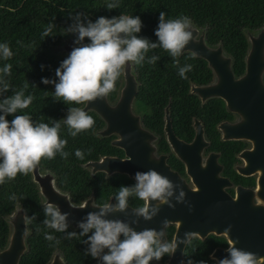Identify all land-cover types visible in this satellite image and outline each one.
Instances as JSON below:
<instances>
[{"label": "clouds", "instance_id": "obj_1", "mask_svg": "<svg viewBox=\"0 0 264 264\" xmlns=\"http://www.w3.org/2000/svg\"><path fill=\"white\" fill-rule=\"evenodd\" d=\"M120 7L119 0H111L106 9ZM166 12L159 13L158 26L154 32L156 42L139 37L143 27L139 16L119 15L107 18L98 17L95 22L88 19L83 12L71 16L73 23L65 29V34H75L74 47L68 57L55 70L56 80L41 78V83L54 85V97L65 104L85 105L98 99H105L116 91L117 81L126 74L130 65H154L160 60L158 55L148 53L162 48L171 56L178 67L182 79L193 70V65L179 66L180 57L185 47L194 40L193 23L187 16L177 19H166ZM55 25L49 23L43 37L52 36ZM85 38L89 43H83ZM14 53L7 42L0 43V58L10 60ZM197 54L193 53V58ZM43 69V65L41 66ZM12 65L5 64L0 68V185L14 180L18 174L29 175L40 165L42 159L52 160L57 154L67 159L69 153L64 151L67 140L60 137L61 120H50L51 123L34 122L28 114L17 113L29 108L34 96L25 95L29 83L20 90H12L8 77L11 76ZM35 87V85H32ZM9 90L12 95L5 96ZM14 118L9 121L7 116ZM68 128V134L75 138L82 132L94 129L95 120L81 107H69L67 116L62 120ZM91 150H89L90 153ZM84 152L77 149L75 156L84 159ZM155 159V157H153ZM104 162V161H103ZM102 162V163H103ZM135 184L121 186L115 195V203L105 202L92 206L98 211L88 212L77 227L79 233L68 231L69 213L61 212L59 205L46 202L43 207L44 226L57 233H64L65 239H84L87 245L85 255L101 261V264H150L164 256H173L182 243H191L195 233L186 232L183 239L177 237L167 240L165 229L169 225L167 219L162 221V228L135 230L129 222L119 219H108L113 213H124L129 208V199L137 198L143 205L135 208L134 215L150 221L160 212L161 206L174 208L171 198L175 195L176 203H184L185 192L178 184H174L167 176L154 169L135 173ZM9 199H16L13 194ZM24 224L36 220L23 215ZM138 223V220L131 222ZM231 226L225 229L228 233ZM86 237V239H85ZM45 240L59 244L61 241L50 233H45ZM238 242V241H237ZM232 242L227 247V255L217 264H264V259L255 253L245 251ZM52 246V243L49 244ZM105 250H107L105 252ZM214 256H211L212 258ZM187 264H193L188 260ZM199 264H206L200 261Z\"/></svg>", "mask_w": 264, "mask_h": 264}, {"label": "trees", "instance_id": "obj_2", "mask_svg": "<svg viewBox=\"0 0 264 264\" xmlns=\"http://www.w3.org/2000/svg\"><path fill=\"white\" fill-rule=\"evenodd\" d=\"M109 2L111 0H0V43L7 42L14 53L10 60L0 58V68L5 64H11V76L6 78L11 89L20 90L25 83H29L25 95L34 96L29 108L17 113L18 115L28 114L38 123L50 124V120H61L60 137L67 140L64 151L69 155L67 159L61 158L59 154L52 160L42 159L39 167L50 169L56 183L66 189L74 201L79 200L90 189L93 191L95 201L103 202L109 194H112L114 199L121 186H132L134 182L125 174L118 172H112L106 177L101 171L90 175L81 166L84 160L96 158L103 153L120 154L121 149L109 143L111 135L100 136L94 132L100 128L102 120L90 109L85 111L95 120L94 129L82 132L75 138L71 137L62 117L67 115L69 107L79 105L55 100L54 85L41 83V78L56 80V68L68 57L66 53L53 48L59 45L64 37L72 36L76 39L75 34H65V29L73 23L71 16L83 12L93 22L100 16L107 18L119 15L139 16L143 27L137 35L156 42L154 32L158 26L159 13L164 11L167 14L166 19L187 16L195 25L204 24L205 40L210 43L219 40L225 49H229L227 38L229 0H119V8L108 10L106 4ZM49 23L55 25L53 35L43 37L42 34ZM83 43H89L87 38ZM151 55H158L160 60L154 65L146 62L142 67L131 65L138 81L133 104L136 110L142 111L143 124L160 132L162 107L166 103L175 128L184 123L183 121L189 122L191 115H198L197 99L194 94L187 92V83L203 81L208 77V69L200 57L193 58L189 52H183L177 58L179 66L191 64L193 70L186 73L187 79H182L177 65L166 51L157 48L148 53V56ZM119 84L120 79L116 83V91ZM116 91L107 97L108 100H113ZM12 94L13 91L9 90L5 96ZM216 100L220 104V101ZM13 118L12 115L6 117L9 121ZM183 131L180 135L189 136V126ZM77 149L84 152V159L75 156ZM13 194L16 199H9ZM139 203L140 200L135 197L129 199L131 205ZM16 206L22 208L24 215L28 217L36 215V220L27 224L28 232L25 235L27 246L18 257L17 264H44L53 249L61 252L64 264H94V259L90 255H85L87 245L81 243L83 237L79 240L65 239L64 233H57L44 226L42 223L45 219L44 205L40 203L30 175L18 174L14 180L0 185V247L5 243L8 231L6 215ZM68 231L79 233L80 229ZM45 233L54 235L61 242L57 245L45 240Z\"/></svg>", "mask_w": 264, "mask_h": 264}, {"label": "flooded vegetation", "instance_id": "obj_3", "mask_svg": "<svg viewBox=\"0 0 264 264\" xmlns=\"http://www.w3.org/2000/svg\"><path fill=\"white\" fill-rule=\"evenodd\" d=\"M229 2V31L227 33L229 49H225L219 40L214 43L207 42L204 37V24L201 26L193 24V27L196 28L193 38L201 34L206 46L218 45L220 54L228 59V68L234 79L243 75L247 69L256 72L257 75H252V77L256 76L255 80L240 81L242 83L239 86L250 88L249 92L253 94L264 93V0H229ZM183 52L192 54L185 49ZM200 58L208 69V77L203 81H188L187 92L189 93H191L189 86L192 84L204 85L214 80L211 68L203 57ZM130 71L138 84L132 66ZM195 97L198 115H191L189 122L183 121L184 123H181L177 128L172 125L167 103L164 104L161 112L160 132L143 124L142 111L136 110L132 103V110L138 115L141 126L153 135L151 139L152 155L154 157L161 155L163 162L176 174L177 182L183 183L185 186L183 188L175 182L185 192V202L173 203L175 204L174 208H166L169 213L166 218L154 217L153 224L156 221L160 225L158 227L154 225L151 229L160 230L162 221L167 219L169 221V225L165 229L167 240L172 241L176 237L183 239L186 232L196 234L191 239V244H179L173 256H164L159 261H151L150 264H187L188 260L193 261V264H199L200 261H205L206 264H217L219 259L227 255V247L237 241L236 247L255 253L264 259V139L259 138L260 143L255 145L263 152L260 154L263 165L258 168V154L253 150L251 136H237L231 128L227 127L228 124L239 118L235 111L227 109L219 96L206 94L201 98L199 95H195ZM216 99L220 101V104ZM164 111H167L170 130L177 138L185 142L189 141L194 134L196 128L193 120L196 119L202 144L198 145V148L197 145L190 148L183 147L178 154L165 138ZM66 116L62 118L65 119ZM187 126H189V136L184 137L180 135V132L186 131ZM98 129H95L94 132L100 135L97 133ZM109 135L111 136L108 141L115 136L114 134ZM103 154L123 156V151L121 150L120 154ZM103 154H99L97 157ZM87 160H84L81 166L90 175L96 171H101L104 177L108 175L102 170H92L89 164H85ZM37 171L41 176L47 172L48 185L56 192L64 194L71 204H79L87 197H90L94 204H103L110 197L115 203L112 194H109L103 202L95 201L92 189L79 200L74 201L69 192L56 183L55 176L50 169L38 166ZM29 175L32 180L31 174ZM130 179L135 184V180ZM33 183L40 203L45 205V197L41 195L37 184L34 181ZM189 190L195 192L192 194ZM178 194L177 191L175 195ZM195 197H197V201L194 204H197V207L191 208L192 199ZM143 203L140 200L138 205H129L137 208ZM188 205H190L189 208ZM229 226H231V230L226 233L225 229ZM26 227L28 232L27 224ZM77 228V225L69 224L68 229L75 230ZM26 246L24 239V250ZM52 255L60 257L64 264L63 256L57 249L51 250L45 262ZM211 256L214 257L210 258ZM100 263L101 261L94 259V264Z\"/></svg>", "mask_w": 264, "mask_h": 264}, {"label": "water", "instance_id": "obj_4", "mask_svg": "<svg viewBox=\"0 0 264 264\" xmlns=\"http://www.w3.org/2000/svg\"><path fill=\"white\" fill-rule=\"evenodd\" d=\"M193 28L194 35L196 28ZM78 46L77 44H73L71 40H68L57 45L56 51L69 55L71 50ZM185 50H189L192 54L195 52L197 54L196 56L203 57L206 64L214 73V80L211 83L204 85L192 84L189 86V91L197 96L199 95L200 98L206 94L219 96L224 101L227 109L235 111L239 118L228 124L227 127L231 128L237 136H251L253 150L258 154V168H260L263 165V162L261 163L263 159L260 154L263 152L257 146L255 147V145L260 143L259 138L264 139V93L253 94L249 92L250 88L239 86L242 83L240 81L255 80L256 76L252 77V75L256 74V72L247 69L243 75L234 79L228 68V59L226 56L220 54L219 46H206L201 34H198L185 47ZM130 69L131 66L126 68V74L121 77V83L117 88L113 100L109 101L106 97L105 99H98L94 102L78 106L83 108L84 111L87 109L94 111L102 120V126L98 129L97 133L102 136L114 134L115 136L109 140V143L119 147L123 151V156L103 154L95 159L85 161V164H89L92 170H102L105 174L112 172L123 173L132 179H134L135 173L138 171L146 172L149 169H154L160 174L167 176L174 184L178 183L184 188L183 183L177 182L176 174L163 162L161 155L156 156L155 159L153 158V147L151 144L153 135L141 126L138 115L132 110L137 82ZM193 122L196 129L192 138L185 142L177 138L170 130L167 111H164L163 128L165 138L178 154H180L181 148L183 147L190 148L197 145L198 148V145L202 144L196 119ZM47 174V172H44L41 176L36 168L31 173V178L37 184L41 195L45 197V202L57 204L62 213H69L68 222L72 226L78 225L88 212L98 211V209L92 206L102 205L92 203L90 197L85 198L79 204L69 203L64 194L56 192L48 185ZM189 191L191 193L195 192ZM196 201L197 197L192 199L193 205L191 208L197 207V204H194ZM106 202L114 204L111 197ZM171 202L176 203L175 195L171 198ZM187 207L189 208L190 205ZM166 208H168L167 205L161 206L160 212L155 217L166 218L169 214ZM134 209L129 205L126 212H116L107 218L129 222L137 231L151 229L154 225L156 227L160 225L156 221L153 224L152 220L144 221L143 218L136 217L132 211ZM23 215L22 208L18 206L14 207L6 215L8 231L5 243L0 247V264H17L18 257L24 250V239L27 227L23 223ZM134 220H138V223L132 224L131 222ZM45 264H62V260L60 257L52 255Z\"/></svg>", "mask_w": 264, "mask_h": 264}, {"label": "rangeland", "instance_id": "obj_5", "mask_svg": "<svg viewBox=\"0 0 264 264\" xmlns=\"http://www.w3.org/2000/svg\"><path fill=\"white\" fill-rule=\"evenodd\" d=\"M68 40H71V41L73 42V44H74L75 39H74L72 36L64 37V38L62 39L61 43H64V42H66V41H68ZM53 49H54V50H57V46H55ZM63 53H64V52H63Z\"/></svg>", "mask_w": 264, "mask_h": 264}]
</instances>
